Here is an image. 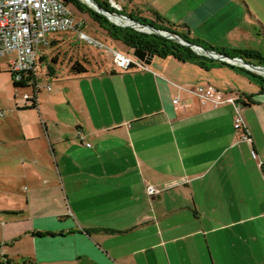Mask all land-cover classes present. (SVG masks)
<instances>
[{
    "label": "crops",
    "instance_id": "crops-1",
    "mask_svg": "<svg viewBox=\"0 0 264 264\" xmlns=\"http://www.w3.org/2000/svg\"><path fill=\"white\" fill-rule=\"evenodd\" d=\"M115 1L227 54L264 53V0ZM50 35L0 120V264H264V88L174 57L122 70L86 55L75 74L73 56L60 73L70 42ZM206 85L241 100L205 104L193 90Z\"/></svg>",
    "mask_w": 264,
    "mask_h": 264
},
{
    "label": "built area",
    "instance_id": "built-area-1",
    "mask_svg": "<svg viewBox=\"0 0 264 264\" xmlns=\"http://www.w3.org/2000/svg\"><path fill=\"white\" fill-rule=\"evenodd\" d=\"M110 2L114 8L120 9V5L115 0H110ZM104 14L118 25L130 26L140 31H153L145 24L130 20L117 12H104ZM82 26L83 22L76 20L70 5L64 0H0V56L11 58L10 70L14 81L25 83L28 80L27 84L31 82L30 76L34 74L37 67V46L47 43L49 34L78 31L80 37L87 40L89 44L99 48L107 47L103 41L84 32ZM160 33L174 37L165 31H160ZM181 42L187 44L184 40ZM192 48L199 54H206L232 65L248 67L239 57L231 58L214 51L208 52L197 45H192ZM111 51L114 64L122 70L129 69L132 65L147 68L128 54L114 49ZM193 92L201 102L211 103L214 106H220L226 102L237 104L241 100L240 96L224 94L212 85L198 86ZM33 96L27 92L23 93V98L27 101ZM179 102L180 99L176 98L175 103ZM2 114L0 112V115ZM235 125L238 130L243 128L242 118H238ZM87 145L91 146L90 143ZM260 165L263 167L264 162ZM147 191L151 196L160 193V190L152 185L147 186Z\"/></svg>",
    "mask_w": 264,
    "mask_h": 264
},
{
    "label": "trees",
    "instance_id": "trees-1",
    "mask_svg": "<svg viewBox=\"0 0 264 264\" xmlns=\"http://www.w3.org/2000/svg\"><path fill=\"white\" fill-rule=\"evenodd\" d=\"M68 5H73L77 9L88 13L102 28H104L114 40L122 41L127 47L132 50H138L142 53L158 56L160 58L174 57L176 60L183 63H195L203 68H209V66H229L235 70L244 73L248 78L264 88V77L261 75L245 69L244 67L232 65L225 61L214 59L206 54H199L193 48L192 45L201 46L204 50L214 51L218 54L239 57L247 63H251V60L256 61L259 65L264 66V53L260 51L251 50H234L232 55L222 52L219 48L212 46L206 41L198 38H194L190 33L179 32L178 25L169 22L165 18L157 15L156 20H148L145 18L137 19L139 22H143L145 25H152L156 31L146 32L140 31L130 26H122L115 24L104 14L99 12L93 5L86 0H64ZM101 8L109 12H117L116 8L111 5L108 0H94ZM160 31H165L169 35L179 37L187 44L182 43L178 39L166 35H162ZM56 61V59H54ZM136 67L132 65L130 70ZM241 67V68H240ZM71 71L75 74L87 73L85 64L80 61H75L71 67ZM14 81V79H13ZM28 80L25 83H18L14 81L15 87H28ZM27 106L35 108L37 105V98L34 95L32 99L27 101ZM3 264H11L9 260H5Z\"/></svg>",
    "mask_w": 264,
    "mask_h": 264
},
{
    "label": "rangeland",
    "instance_id": "rangeland-1",
    "mask_svg": "<svg viewBox=\"0 0 264 264\" xmlns=\"http://www.w3.org/2000/svg\"><path fill=\"white\" fill-rule=\"evenodd\" d=\"M70 8L73 11V14H74L76 20H78V21L83 20L84 23L88 24V26L92 27V29L97 28V26L95 25V21L91 17V15L77 9L73 5H70ZM116 10L120 11L118 9H116ZM110 21L115 23L112 20H110ZM141 23H143V22H141ZM115 24H117V23H115ZM92 29H90L88 27V28H84V31L89 36L103 41L107 45L106 48H99V47H96L92 44H89L87 40L80 37V33L78 31H76V32L67 31L65 33L60 32V33H53L50 35V37L51 36H61V37L65 36V38L67 40H69V42H70V45L68 47L63 48L65 53H64L61 61L57 65H54L53 62L50 61V64L54 65V67L56 68V70L58 72L66 73L68 71L69 61H70V58L73 56H74L73 58L75 61L78 57H80L81 60L84 61L83 58L86 55H88L90 57V59L92 60L93 64H95L94 61H97L100 65H101V62L109 63L113 60V53H112L111 49L120 51L124 54L131 55L136 62L142 64L143 61L135 56L134 50L127 48V47H124L120 43L112 40L106 34L100 33V32H95ZM7 60H8V56H0V65L2 67H5ZM87 65L90 68L92 67V65H90V66H89V64H87ZM42 66H43L44 70L48 69V64H42ZM34 72H35V74H33V75L31 74V76H30V79L32 78V80H34V78H36L37 67L34 70ZM27 89H29V88H25V91L24 90H22V91L23 92H30V89L29 90H27ZM22 91H20L21 93L19 95H21L23 93ZM15 93L16 92L13 88V80L11 79V77L8 76L7 74L0 73V112L3 113L0 116V120L3 119L5 115L9 114L7 106L14 103L13 100H14Z\"/></svg>",
    "mask_w": 264,
    "mask_h": 264
},
{
    "label": "water",
    "instance_id": "water-1",
    "mask_svg": "<svg viewBox=\"0 0 264 264\" xmlns=\"http://www.w3.org/2000/svg\"><path fill=\"white\" fill-rule=\"evenodd\" d=\"M86 1H87L88 3H90L91 5H93V6H94L99 12H101V13L109 12V11H106V10H104L103 8H101V7L99 6V4H98L96 1H94V0H86ZM123 16H124V15H123ZM128 19L133 20V19H131V18H128ZM146 26H148L151 30L157 32V30H156L152 25H146ZM174 38H176V39H178L179 41H181V39H180L179 37H174ZM206 51L211 52V51H209V50H206ZM134 54H135V56H136L137 58H139V59L145 61L147 64H150L152 58L154 57V55H149V54H146V53H142V52H140V51H138V50H135V51H134ZM243 61H244V60H243ZM244 63H245L249 68H251V69L259 70V71L264 72V66H261V67H260V66H257V65H255V64H253V63H247V62H245V61H244ZM16 88H19V87H16Z\"/></svg>",
    "mask_w": 264,
    "mask_h": 264
}]
</instances>
